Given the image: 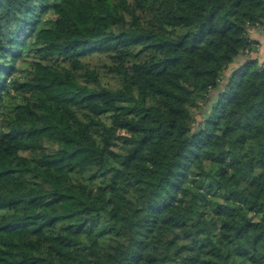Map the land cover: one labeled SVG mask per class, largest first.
Returning a JSON list of instances; mask_svg holds the SVG:
<instances>
[{"label":"trees","instance_id":"obj_1","mask_svg":"<svg viewBox=\"0 0 264 264\" xmlns=\"http://www.w3.org/2000/svg\"><path fill=\"white\" fill-rule=\"evenodd\" d=\"M263 26L264 0H0V264H264Z\"/></svg>","mask_w":264,"mask_h":264},{"label":"crops","instance_id":"obj_2","mask_svg":"<svg viewBox=\"0 0 264 264\" xmlns=\"http://www.w3.org/2000/svg\"><path fill=\"white\" fill-rule=\"evenodd\" d=\"M249 34L253 39L258 40L259 59L264 60V26L250 29Z\"/></svg>","mask_w":264,"mask_h":264},{"label":"rangeland","instance_id":"obj_3","mask_svg":"<svg viewBox=\"0 0 264 264\" xmlns=\"http://www.w3.org/2000/svg\"><path fill=\"white\" fill-rule=\"evenodd\" d=\"M174 3H177L178 2V0H172ZM32 64L33 65H36V63L34 62H32ZM233 65H234V63H233ZM232 67V65L230 66V68ZM114 82L112 81V84H113ZM32 99H35V100H38V99H40V96L38 95V94H36V93H27ZM117 130L118 131H120V132H124L125 131V128H124V125H118L117 126Z\"/></svg>","mask_w":264,"mask_h":264}]
</instances>
